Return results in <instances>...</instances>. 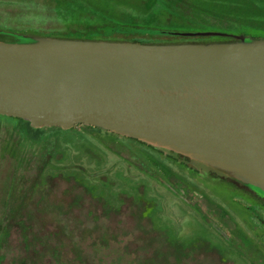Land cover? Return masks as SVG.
Returning <instances> with one entry per match:
<instances>
[{
    "label": "rangeland",
    "instance_id": "rangeland-1",
    "mask_svg": "<svg viewBox=\"0 0 264 264\" xmlns=\"http://www.w3.org/2000/svg\"><path fill=\"white\" fill-rule=\"evenodd\" d=\"M152 1L0 0V29L35 39L106 21L185 36L256 35L231 20L264 28V0ZM47 128L35 140L0 116V264H264V203L238 180L97 127Z\"/></svg>",
    "mask_w": 264,
    "mask_h": 264
},
{
    "label": "water",
    "instance_id": "water-1",
    "mask_svg": "<svg viewBox=\"0 0 264 264\" xmlns=\"http://www.w3.org/2000/svg\"><path fill=\"white\" fill-rule=\"evenodd\" d=\"M0 115L36 129L97 127L264 192V38L0 40Z\"/></svg>",
    "mask_w": 264,
    "mask_h": 264
},
{
    "label": "trees",
    "instance_id": "trees-1",
    "mask_svg": "<svg viewBox=\"0 0 264 264\" xmlns=\"http://www.w3.org/2000/svg\"><path fill=\"white\" fill-rule=\"evenodd\" d=\"M156 7L159 9L162 7L164 9L163 3L160 2V0H154L152 1ZM159 2V4L156 6V4ZM171 9L169 8V12H175V10L170 11ZM79 16V14H77ZM102 18V17H101ZM107 19V18H105ZM89 23V20H87ZM105 24V25H103ZM111 23L106 21V23H102L101 26H98L96 28H93L91 30L89 29H83L79 28L76 30L68 31L65 33H60V34H43L41 36H50V37H57V38H67V39H84V40H108V41H127V42H141V43H149V44H174V43H187V42H193V43H212V42H230V41H235L236 37L234 35L229 36V35H223V34H212L211 36H206L204 35L207 32H201L203 33L202 35L196 36V33H191L192 35L187 34L182 35L181 33H174L171 32L170 30H167L166 28L161 29H149V28H143V27H130V25H122V24H114L112 26H109ZM232 28H235V32H240L244 31L246 29L251 30L254 32L256 35H249L246 32H242V35H244L246 38H255V39H260L264 38V28L258 29L257 27L254 26H246V25H241L236 23V21H230L228 24ZM229 28V27H228ZM206 29V28H204ZM202 29V30H204ZM201 30V31H202ZM230 32V31H229ZM117 34H122L121 36H117ZM133 34H139V36H148V38H140L136 39L133 37H130L128 35H133ZM235 34V33H234ZM40 36V35H39ZM157 36H178L180 39L176 41H166V40H158L155 39ZM195 38V39H194ZM0 40L1 41H6V42H33L34 38L32 35L26 34V33H17V32H12L4 29H0ZM1 116V115H0ZM12 118V117H10ZM18 121H21L25 124L27 130L29 133L34 132V139L38 140L40 138V135L42 133V129H35L31 127L30 123L27 121H24L22 119L18 118H13ZM44 129V128H43ZM47 129H59L57 127L53 128H47ZM61 130V129H60ZM35 133H38L36 136ZM135 140V139H134ZM139 142L138 140H135ZM142 143V142H140ZM145 144V143H143Z\"/></svg>",
    "mask_w": 264,
    "mask_h": 264
},
{
    "label": "flooded vegetation",
    "instance_id": "flooded-vegetation-1",
    "mask_svg": "<svg viewBox=\"0 0 264 264\" xmlns=\"http://www.w3.org/2000/svg\"><path fill=\"white\" fill-rule=\"evenodd\" d=\"M233 185H235V186L239 187L241 190L245 191L247 193V195H250L251 197H253L260 204L264 203V192H262L261 190H259L257 188H253V187L245 185V184H242L238 181H235V183H233ZM262 206L264 207V204Z\"/></svg>",
    "mask_w": 264,
    "mask_h": 264
},
{
    "label": "crops",
    "instance_id": "crops-1",
    "mask_svg": "<svg viewBox=\"0 0 264 264\" xmlns=\"http://www.w3.org/2000/svg\"><path fill=\"white\" fill-rule=\"evenodd\" d=\"M125 264H143L137 261H131L129 263H125ZM145 264H164V263H158V262H150V263H145ZM170 264V263H169ZM184 264V263H183ZM186 264V263H185Z\"/></svg>",
    "mask_w": 264,
    "mask_h": 264
}]
</instances>
